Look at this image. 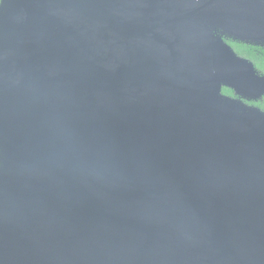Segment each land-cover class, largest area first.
Here are the masks:
<instances>
[{"label":"water","instance_id":"obj_1","mask_svg":"<svg viewBox=\"0 0 264 264\" xmlns=\"http://www.w3.org/2000/svg\"><path fill=\"white\" fill-rule=\"evenodd\" d=\"M264 0L0 3V264H264V95L223 42Z\"/></svg>","mask_w":264,"mask_h":264},{"label":"flooded vegetation","instance_id":"obj_2","mask_svg":"<svg viewBox=\"0 0 264 264\" xmlns=\"http://www.w3.org/2000/svg\"><path fill=\"white\" fill-rule=\"evenodd\" d=\"M223 42L233 51V53L236 55L237 58L244 59L249 63H251L257 76L264 77V53L257 51L259 49H264V46H253V45L241 43L233 40L228 36L223 37ZM242 46L248 49L253 48L254 55L251 54L245 55V53L240 54L236 52V49L240 50ZM221 94L231 99L240 100L242 104H245L246 106L249 107L257 108L264 113V110L261 109V106H264V95L252 99H246L236 95L233 89L229 87H222Z\"/></svg>","mask_w":264,"mask_h":264},{"label":"trees","instance_id":"obj_3","mask_svg":"<svg viewBox=\"0 0 264 264\" xmlns=\"http://www.w3.org/2000/svg\"><path fill=\"white\" fill-rule=\"evenodd\" d=\"M258 52H261V53H264V49H259L257 50ZM236 52L238 53H245V55H248V54H251V55H254V52H253V48L252 49H248L246 47H243L239 50V49H236ZM261 109L264 110V106H261Z\"/></svg>","mask_w":264,"mask_h":264},{"label":"snow or ice","instance_id":"obj_4","mask_svg":"<svg viewBox=\"0 0 264 264\" xmlns=\"http://www.w3.org/2000/svg\"><path fill=\"white\" fill-rule=\"evenodd\" d=\"M3 2V0H0V3H2Z\"/></svg>","mask_w":264,"mask_h":264}]
</instances>
